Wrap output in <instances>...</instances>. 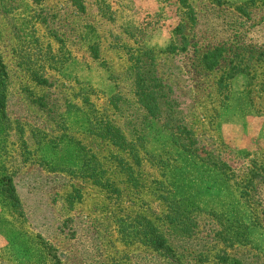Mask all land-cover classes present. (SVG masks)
<instances>
[{"label":"rangeland","instance_id":"rangeland-1","mask_svg":"<svg viewBox=\"0 0 264 264\" xmlns=\"http://www.w3.org/2000/svg\"><path fill=\"white\" fill-rule=\"evenodd\" d=\"M82 5L0 0V176H12L21 204L16 212L0 195V264H264V179L248 182L264 161V0ZM40 11L48 22L34 31ZM139 47L154 50L172 102L157 117L133 97L127 53ZM215 47L224 52L208 70L201 56ZM27 66L43 68L47 86L32 83ZM105 118L137 144L139 165L126 162L138 186L120 172L126 155L93 133ZM177 125L192 131L197 156L180 150ZM168 206L182 226L163 220ZM149 222L176 259L144 244Z\"/></svg>","mask_w":264,"mask_h":264},{"label":"trees","instance_id":"trees-1","mask_svg":"<svg viewBox=\"0 0 264 264\" xmlns=\"http://www.w3.org/2000/svg\"><path fill=\"white\" fill-rule=\"evenodd\" d=\"M33 3L39 5L42 0H32ZM102 1V0H101ZM78 8L83 9L82 0H72ZM103 11V5L100 7ZM106 14V13H105ZM47 15L40 11V13L34 14L33 22L29 24L30 28H33L35 31V23L47 24ZM27 24V23H26ZM16 31H19L16 30ZM18 38H21L18 36ZM26 38L24 37L23 40ZM98 44L92 42L89 46L92 56L96 59L99 57L98 54ZM224 49L222 47H215L205 51L201 56V61L208 70L214 69L221 59ZM128 63L130 72L133 75L132 82V93L135 100V103L139 108L143 109L146 114L150 116H159L162 113L163 107L166 110L171 109L172 102L167 97L165 91V85L163 81L156 75L155 67V52L151 48L139 47L134 51H128ZM260 60L264 59V52H261L258 56ZM28 73L30 81L38 86L45 87L49 83L48 78L41 70L34 69L33 66L23 67ZM233 73H229L227 76L231 77ZM8 76L6 72V66L0 59V118L5 116V105H6V88H7ZM28 88V87H27ZM27 92L32 104L37 106L40 109L47 108V101L44 95L35 93L32 89H24ZM120 97L117 94H114L110 98V105L114 110H117L119 107ZM183 139H180L179 148L181 151L197 156L198 148L194 147L196 140L190 129L183 125H177L176 131ZM93 133L102 139L103 141L108 142L121 152H123L126 157H118V163L122 168L120 172L126 178V181L134 186H138V180L134 176L132 167L126 162V160H132L135 165H139V156L137 150V144L133 141H129L121 129L116 126L109 118L100 119L97 126L95 127ZM215 165V162H214ZM259 165V171L250 172L249 183H252L255 178L264 179V161ZM99 185L108 189L111 193H118L119 188L109 182L101 181ZM0 195L2 196L3 201L16 212H20L21 204L20 200L15 192V188L12 181V176L9 173L3 174L0 176ZM164 198V197H162ZM175 205V204H173ZM163 220L166 221L172 227L182 226L181 218L182 214L179 213V210L172 211L168 206L163 217ZM153 225L151 222L148 223L147 229L145 231V237H143V242L148 247H150L155 252H158L159 255L164 257H172L176 259L175 251L173 247L167 242L166 238L159 231V229ZM186 232V230H184ZM189 233V232H186ZM43 249L48 256L53 257V254L47 243L42 242Z\"/></svg>","mask_w":264,"mask_h":264}]
</instances>
